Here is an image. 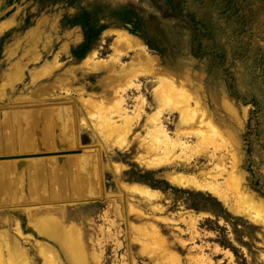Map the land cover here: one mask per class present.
<instances>
[{"label":"rangeland","instance_id":"374dc122","mask_svg":"<svg viewBox=\"0 0 264 264\" xmlns=\"http://www.w3.org/2000/svg\"><path fill=\"white\" fill-rule=\"evenodd\" d=\"M113 26L124 27L142 37L170 72L179 76L190 72L195 80H200L196 81L197 86L212 110L222 122L226 120L239 130L242 167L249 186L264 197V0H0V86L5 93L0 97V148L4 149L0 150V155L16 156L4 160L7 164L13 162L17 170L12 185L19 183L27 190L31 189L33 174L37 176V169L32 173L29 171L33 169L32 162L55 161L56 169L54 174L51 173V179L60 187L63 184L60 165H65L67 159L98 153L100 164L104 161L107 166L105 172L100 168V197L78 199L79 196L69 200L61 197L60 187V195L42 201L63 200V204L52 207L53 214L61 215L67 221L59 229L71 230V225L80 228L79 232L85 237L83 241L88 246L93 243L102 252V264H264L260 256L264 255V221L261 217H258L259 221L248 213H234L209 192L171 186L155 171H148L136 162L135 157L142 151L137 150L139 142L133 137L138 133L146 134L143 116L133 111L137 131L123 140L116 138V141L107 135L106 128L101 129L103 126L99 121L108 114L109 118L114 116L110 101L115 93L124 94L133 110L138 104L137 95L145 94L151 102L146 108L149 113L161 105L162 108L180 104L175 98L157 102L155 88L159 86L158 82L149 70L141 67L131 73L135 76L133 79L130 76L119 78L109 71L88 73L90 68L73 70L93 48L101 57L113 55V37L103 34ZM124 53L121 62L130 61L132 52ZM199 75L203 78L199 79ZM138 77L143 84L139 90L134 84ZM220 87H225L235 100L241 126L216 107L211 92L216 91L217 95ZM89 93L108 99L105 103L109 102L108 108L112 112L95 103L87 110L88 123L80 128V139L70 135L61 137L60 127L64 123L60 120L63 119L60 109L69 103L82 102L89 98ZM194 94V88L190 87L183 96L192 99ZM24 112H31V120L22 117L26 116ZM58 118L60 122L52 128V135L48 123ZM181 126L190 128L186 123ZM176 127L171 125L173 131ZM17 132L23 143L29 139L28 135L24 136L25 132L29 133L35 142L31 144L33 149L25 151L20 144L16 151L12 149L10 141ZM190 139L194 142L191 154L200 156L201 164H207L203 141L194 133ZM43 152L55 153L31 155ZM52 156L55 157L50 158ZM190 171L194 172V169ZM132 183L169 190L172 192L170 205L158 214L149 209L151 205L147 206L146 201L142 202L138 193L128 191L124 195L122 187ZM40 187L41 184L33 186L37 189L36 201L22 199L21 202H39ZM9 199L11 206L16 204L17 194L10 193ZM128 202L135 206L141 204L146 213L155 218L171 217L178 223L173 227L161 223L162 232L172 242L170 249L149 244L142 253L143 221L133 210L125 212L122 219L118 215L117 209L129 208ZM19 203L20 200L18 205H21ZM2 208L13 218L9 222V217L3 219L0 216L1 251L9 254L4 235L9 232L29 250L31 264H43L39 244H51L52 241L37 230L41 210H35L36 216L31 218L20 206L8 210L6 205H0ZM184 211L197 219L196 231L179 221L180 213ZM104 228L111 229L109 241L112 242L106 239ZM117 242L122 246L118 248ZM201 245L204 247L199 248ZM52 250L63 256L59 246L54 245Z\"/></svg>","mask_w":264,"mask_h":264},{"label":"bare ground","instance_id":"6f19581e","mask_svg":"<svg viewBox=\"0 0 264 264\" xmlns=\"http://www.w3.org/2000/svg\"><path fill=\"white\" fill-rule=\"evenodd\" d=\"M103 34L113 37L111 42L113 55L111 57L109 56V58L101 57L98 50L93 48L89 50L84 59L79 62L80 65L75 69L73 68L74 71L77 69L90 68L88 73L109 71L111 74H114L119 78L130 76V78L133 79L135 76L131 75V73H135L134 69L136 67H141L145 70H149L151 75H153L158 82L159 86L156 88L154 87L157 102L160 101L163 103L164 99L175 98L178 101L177 103L180 104L173 107L162 108L161 105L160 108L149 113L146 108L151 105V102L145 94L140 93L137 95L136 99L138 100V104L133 110L130 108L128 99L124 94L115 93L112 95L113 97H111L110 101L112 110L108 108L109 102L105 103V100L108 99H104L103 96H94L95 94L92 95L89 93V98H85L82 102L79 101V103L74 102L72 104L66 103L68 105L62 108V105L59 106L61 108L60 110H62L61 113L63 118L60 120H63L64 123L60 127V136L63 137L65 135L67 137L70 135L71 137L75 136V139H80L78 135L80 133V128L84 124L88 123L86 122L87 110L90 109V106L93 107V104L95 105V103H100L99 107L101 109L107 110L108 108L110 111L112 110L114 112V116H110V118L109 114L108 117H102V121H99L103 126L101 129L104 128L105 130L106 128L108 130H106L107 135L112 139L115 138L114 140H116V138L117 140H119V138L120 140L126 139L129 134H134L137 131L136 122L134 121L133 116L134 111L135 113H138V115L143 116L144 123L142 125L146 132V134L138 133L133 137L134 140L139 142V148L137 150L142 151V153H139L135 157L136 162L141 167H144L148 171H155L158 177L166 180V182H168L171 186L178 189L196 192H209L215 197H218L232 212L238 214L248 213L251 218L259 220L258 217H261L264 221V216H260L262 214L264 215V197L255 192L249 186L246 171L242 167V141L239 136L240 132L237 128L235 129L234 126L228 124L226 120L222 122L212 110L210 105L206 102L203 94L200 92V87L197 86L199 84L197 82H199V79H202L203 77H200L199 75V79L197 78L199 81H197L190 72L185 76H179L176 73L174 74V72H170L162 64L160 56L151 51L148 44L142 37L131 33L124 27L113 26L107 28ZM124 52H132L130 61L121 62ZM127 80L129 81L128 78ZM5 84L6 83H4V85ZM134 84L138 90L141 89L143 85L141 78L138 77ZM200 86H202V83H200ZM1 87L2 85L0 86V97L5 94H3L4 91ZM190 87H193L195 91L192 99L185 98L183 96L184 93L190 89ZM215 92L216 91L211 92V97L216 107L224 111L229 118L233 121H237L241 126L242 121L239 118L235 100L230 96L226 88L220 87L217 91L218 96ZM63 102L65 101L63 100ZM30 113L24 112L26 116L24 117L22 115V117L26 120H31ZM20 114H22V112H20ZM176 114H178L179 120L176 119ZM35 116L36 115L34 114V118ZM42 116L44 115H41V117ZM60 120L59 118L55 119L53 120V123L49 121L48 128L50 130V134L53 135L52 128L55 124H59ZM185 123L188 126L190 125V128L186 129V127H184L186 125L181 126ZM171 125H176V130L173 131ZM193 133L197 135L198 139L203 141L202 144H204L205 149V155H203L207 160V164H201L200 156L194 157L193 154H191L194 142L191 143L190 137ZM16 135L14 134L12 136L13 144L12 141H10L11 147L14 151L19 148V144H30V141L27 139L23 143L21 136L19 139L18 132ZM0 150H2V147ZM43 153H46L45 155H49L54 154L55 152ZM33 154L38 155V153ZM80 156L78 159H67L65 161V165L59 164L60 168L63 169V171H61L62 180L60 179L63 181V184L60 186L61 197H67L69 200L73 197L77 198L79 196L80 197L78 199L98 198L102 194L100 184V168H102L103 172H105L107 169L106 163L103 161L100 164L98 153L93 152L90 155L83 154ZM53 157L55 156L50 158ZM36 164H38V167H36ZM32 167L33 169H28L30 173H32L34 169H37V176L39 175V177H37L35 176V173L33 174V186L41 184L40 188H42V190L39 195L40 201L35 203H22L21 201L24 200L36 201V198L38 197L37 189H33L32 186L31 189L27 190L19 183L12 185L14 177L17 176L16 167L13 162L7 164L6 161L0 160V205H6L8 210H12L15 206H20V208L26 212V215L31 218L36 214L35 210H41L40 222L39 224L38 221L35 223L38 224V226L36 225V227H38L37 230L41 236H44L46 239L52 241L51 244H39L41 251L40 255L44 257L43 264H102V252L98 251V249L94 247L93 243L91 246H88L87 242L83 241L85 237L81 232H79V230H81L80 228L77 226V228H75L71 225V230L66 229L62 231L59 229L62 225H66L67 221L62 218L63 216L53 214L52 207H54L57 203L63 204V200L42 201L53 199L54 196L60 195L59 183L54 184L52 180L53 178L51 179V173H53L56 169L55 161H42L38 163L32 162ZM190 169H194V172H191ZM19 177H21L20 179L23 178L22 176ZM38 178H40V180H37ZM9 188L10 193L14 196L17 194L18 197V199H16L17 202H15L16 204H13L12 206L10 205ZM122 188L124 195L126 194L125 192L128 191L138 193V195L141 196L140 198L143 200L142 202L146 201L147 206L151 205L149 209L154 212L158 211V214L163 213L166 210L165 207L171 203L170 199L172 197V192L169 190L165 191L159 187L157 188L139 183L125 185ZM24 190L26 191V195H24ZM19 200V204L21 205H18ZM133 204L134 203H129L130 206L128 207L130 209L127 208L128 211L125 207L124 210H117L121 219L124 217L125 212L131 213V210H133L134 213L138 214L139 219L143 221L142 232L145 234L143 235L145 239L140 241V245H142V253H145L147 250L145 246L148 247L149 244H153L154 247L158 246V248L168 247V249H170L172 242H170L167 239V236H165L162 232V226L168 225L173 227L178 223L173 222L171 217H165L162 219L155 218L154 215L146 213L145 208L142 207L141 204L137 203L136 206ZM36 205H39V207L36 208ZM118 206L119 205H117V207ZM0 212L1 218L6 219L9 217L10 222L12 217H10V213L3 208L0 209ZM180 217L179 221L186 223L189 229L192 231L197 230V219L191 215V213H188L187 211L181 212ZM161 223L163 225H161ZM16 227L17 226H15V228ZM104 231L107 235L105 237L109 241V239H111V229L104 228ZM19 232L21 235V231ZM4 235L5 239H7V245L9 244L7 248L9 254L5 255V253L0 249V264H11V262H13V264L33 263L31 256L29 257V250L23 246V243L17 239L15 235L10 234L9 232H5ZM116 235H118V233ZM1 236L3 237V233ZM175 238L176 240L179 239L177 236H175ZM0 243H2V241ZM54 245L61 248L63 256L59 253V251L55 252L52 250ZM115 245L119 248L122 246V243L117 242ZM203 247L204 246L202 245L199 246V248ZM53 252L55 253L54 256L52 255ZM260 256L264 261V255L261 254Z\"/></svg>","mask_w":264,"mask_h":264},{"label":"water","instance_id":"95a60500","mask_svg":"<svg viewBox=\"0 0 264 264\" xmlns=\"http://www.w3.org/2000/svg\"><path fill=\"white\" fill-rule=\"evenodd\" d=\"M25 135H28L29 136V133L27 134L26 132H25V134H24V136ZM24 136H23V138H24ZM28 141H30V144H23V145H21L22 147H23V150H31V149H33V146H31V144L33 143V141L31 140V138H30V136H29V139H27ZM34 144H35V142H34ZM1 151H3V150H1ZM66 152V151H65ZM46 153H40V154H38V155H40V156H42V155H45ZM31 155H35V154H31ZM22 156H29V155H22ZM16 156H13V155H0V160H8V159H13V158H15Z\"/></svg>","mask_w":264,"mask_h":264}]
</instances>
